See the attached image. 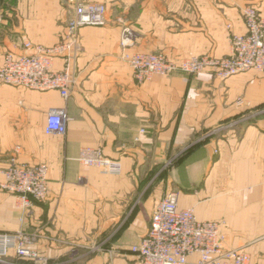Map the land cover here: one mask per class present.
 I'll list each match as a JSON object with an SVG mask.
<instances>
[{
	"label": "crops",
	"instance_id": "obj_1",
	"mask_svg": "<svg viewBox=\"0 0 264 264\" xmlns=\"http://www.w3.org/2000/svg\"><path fill=\"white\" fill-rule=\"evenodd\" d=\"M88 1L105 5L107 23L80 28L66 100L55 90L0 84V169L15 149L18 163L48 167L46 198L25 215L16 195L0 190V232L38 231L33 248L48 264H140L130 247L174 190L198 220L222 222L224 248L264 264V71L224 81L208 70L174 71L138 84L120 45L128 26L129 51L177 62L223 57L230 32H245L241 9L253 5L264 16V0ZM70 14L61 0H0V64L8 51L27 52L24 41L59 42ZM50 107L66 108L65 134L45 132ZM85 146L118 159L121 172L78 162Z\"/></svg>",
	"mask_w": 264,
	"mask_h": 264
},
{
	"label": "built area",
	"instance_id": "obj_2",
	"mask_svg": "<svg viewBox=\"0 0 264 264\" xmlns=\"http://www.w3.org/2000/svg\"><path fill=\"white\" fill-rule=\"evenodd\" d=\"M72 9V16L64 25L62 39L52 45L22 42L27 52L4 53L0 64V84L35 90L57 91L67 99L76 84V63L81 51L79 30L84 26H104L107 23L103 3L88 0H61ZM245 25L243 34H229L230 51L223 57L190 56L177 62L163 53L129 51L134 32L123 26L120 33L121 58L131 69L134 82L140 84L154 75L164 76L174 71L197 74L208 70L224 81L229 77L254 70L264 71V16L253 5L241 9ZM54 60L60 67H53ZM71 117L65 107H50L46 113L44 130L47 134L63 135ZM143 132V129H141ZM77 161L93 166L106 174H119L118 159L106 157L97 147H82ZM45 163L20 164L14 150L5 168L0 169V190L13 193L25 215L35 203L43 202L47 195ZM40 237L36 230L18 229L0 232V262L13 252L29 264H48L33 245ZM222 222L198 220L192 209L178 206V193L166 192L155 204L147 232L130 247L140 264H250L249 255L242 248L223 247ZM101 250L94 246L90 251ZM191 256L196 258L189 261Z\"/></svg>",
	"mask_w": 264,
	"mask_h": 264
},
{
	"label": "rangeland",
	"instance_id": "obj_3",
	"mask_svg": "<svg viewBox=\"0 0 264 264\" xmlns=\"http://www.w3.org/2000/svg\"><path fill=\"white\" fill-rule=\"evenodd\" d=\"M62 3L64 4V6H65L66 9L68 10V12H71V14H72V9H71V7L68 5V3H64V2H62ZM71 14L69 15L67 21L69 20V18H71V16H72ZM67 21H66V22H67ZM66 22H65V23H66ZM75 256H76V255H73L72 257H75ZM4 261H5V263H1V262H0V264H29V263L27 262V260L17 258V257H15L14 255H12L11 252L5 257Z\"/></svg>",
	"mask_w": 264,
	"mask_h": 264
}]
</instances>
